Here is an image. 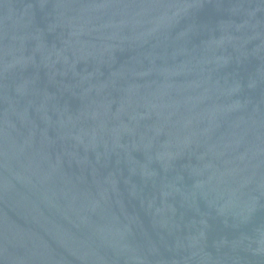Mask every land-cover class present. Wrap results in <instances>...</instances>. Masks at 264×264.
<instances>
[{
	"label": "water",
	"instance_id": "1",
	"mask_svg": "<svg viewBox=\"0 0 264 264\" xmlns=\"http://www.w3.org/2000/svg\"><path fill=\"white\" fill-rule=\"evenodd\" d=\"M0 264H264V0H0Z\"/></svg>",
	"mask_w": 264,
	"mask_h": 264
}]
</instances>
